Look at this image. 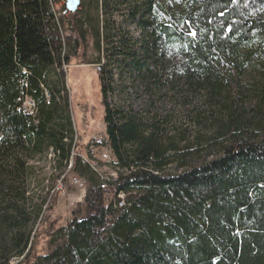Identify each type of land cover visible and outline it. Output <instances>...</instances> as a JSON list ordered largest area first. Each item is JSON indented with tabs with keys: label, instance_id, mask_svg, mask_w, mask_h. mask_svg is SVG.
<instances>
[{
	"label": "trees",
	"instance_id": "trees-1",
	"mask_svg": "<svg viewBox=\"0 0 264 264\" xmlns=\"http://www.w3.org/2000/svg\"><path fill=\"white\" fill-rule=\"evenodd\" d=\"M168 1L82 0L76 14L57 17L54 5L64 10V2L0 0L3 264L22 257L30 262L32 256V264H264V142L252 131L264 126V89L249 96L240 89L243 72L264 52V0H180L175 10ZM88 39L101 68L111 151L129 171L120 173L116 186L131 195L124 209L108 204L98 175L76 157L73 172L92 185L85 218L71 221L67 240L48 255H32L30 227L50 197L29 212L32 199L13 180L26 175V165L9 172L7 162L50 146L49 163L57 171L58 164L64 168L61 175L69 167L74 125L64 66L72 56L85 60ZM176 50L185 55L187 79L204 92L208 105L205 113L194 112L192 130L175 132L168 118L111 105L116 71L159 88ZM27 98L36 103V115L23 110ZM211 143L219 154L198 161L195 148ZM173 163L182 172L170 173ZM57 200L58 194L53 205Z\"/></svg>",
	"mask_w": 264,
	"mask_h": 264
},
{
	"label": "rangeland",
	"instance_id": "rangeland-1",
	"mask_svg": "<svg viewBox=\"0 0 264 264\" xmlns=\"http://www.w3.org/2000/svg\"><path fill=\"white\" fill-rule=\"evenodd\" d=\"M168 2L170 10L181 7L180 0H170ZM130 29L134 31L135 27L132 26ZM69 35L74 36L71 32H69ZM259 40H264V34L259 37ZM87 41L90 46L85 60L79 63L75 57H71V65H68L66 71V90L68 91L66 93H68V98L70 99V116L74 125L73 145L76 144L77 147L74 157L82 159L90 156V159H97L100 152L97 147L98 140L102 137V134L107 133V126L102 88L98 75L100 71H98V68L96 69V66H98L96 62L98 55L89 39ZM261 48H264V44L259 46V49ZM168 58L171 63H168L169 69L164 70L163 81L159 88L154 87L152 83L145 84L146 82L144 83L142 79H136L127 71L124 74H121L123 73L122 71H116L113 83L114 91L109 94L110 103L113 106L123 108L127 112L131 111L147 118H168L170 127L175 132L177 129L181 131L184 129L192 130L195 127L193 123L194 112L197 109L204 113L208 110L205 94L203 91L192 87L188 81L185 74L187 59L184 54L176 50L172 51ZM91 61L94 64H89ZM59 89L63 91L64 88L62 86ZM240 89L247 96L254 95L256 89H264V52H262L259 60H255L243 72L240 79ZM59 120L60 115L56 117L55 123L49 127V131H54V127L58 125L57 122ZM208 130L205 131L207 132ZM252 131L256 137L255 139L264 142V126L260 130L253 129ZM49 147H43V151L36 155H31L32 153H27L28 151L21 152L17 159L7 162L9 172L13 167L18 166V163L26 165L28 170L26 175L20 176L18 174V176L13 177V180L17 188L28 191L32 200L31 206L27 205L26 209L31 213H34L37 210V206L43 205V201L51 196L52 190L57 186L58 178L65 173L61 175L64 168L61 169L59 164L57 171L54 169L55 163H49L47 157ZM195 151L201 155L200 157L198 156V161H210L219 154L220 149L217 144L211 143L199 144ZM180 166L179 163H173L169 166L168 171L170 173H180L182 172ZM101 169L104 172L107 170V173L113 172L103 165H101ZM81 178L86 181L82 180L83 183L88 184V190H90L92 185L89 180L84 177ZM75 179L73 178L70 183L67 181L64 191H59L57 206L53 205L52 201L49 204L50 208H47V210L44 208L36 223L31 225L30 230L33 237L32 255H48L52 250V246L67 240L64 234L68 224L74 219L82 220L85 218V199L81 197V192L86 185L84 187L77 185L74 182ZM96 180L98 181L99 179L96 178ZM105 201H107L106 196ZM32 205L35 207H32ZM51 205L54 206V209ZM61 228H64L62 232L55 234ZM5 236L6 233L3 232L0 238V245L5 240L3 238ZM8 250L9 247L7 248ZM2 256L3 254H0V257ZM33 260L35 259L32 256L30 262L28 259H24L19 264H32ZM3 263L4 260L0 261V264ZM17 263L18 261H14L13 264Z\"/></svg>",
	"mask_w": 264,
	"mask_h": 264
},
{
	"label": "built area",
	"instance_id": "built-area-1",
	"mask_svg": "<svg viewBox=\"0 0 264 264\" xmlns=\"http://www.w3.org/2000/svg\"><path fill=\"white\" fill-rule=\"evenodd\" d=\"M57 6L58 5H54V12L57 15V17H59V16L60 17H67L70 14V12L67 10L66 6H65L64 10H62L61 6H58V7ZM67 67H68V65H65L64 70L67 71ZM98 67H99V64H98V66H96V69ZM44 94H45L46 104L49 105V100L46 96L45 91H44ZM22 108L25 112L29 113L30 115H36L37 114L36 103L30 98H27L24 101ZM97 147L100 149L98 158L97 159H90V157L89 158L83 157L82 158L83 162L86 163L87 165H89L91 167V169L98 175L99 180H100V187H101L102 191L105 192L104 196L107 197L106 202L108 204L114 203L115 207L118 209H124L127 206V201H128V198L131 194L128 192L119 190L117 188L116 184L118 182H120V179H121L120 173L127 175V174H129V171L127 169L122 170L121 167L118 164H116L115 158H114L112 151H111V144H110L109 136L107 133L102 134V137H100V139L98 140V146ZM76 149H77V147L75 144V145H73V161H70L69 167H65V174L63 175V177L58 178L57 186H56V188H54L52 190V194L44 206L45 210H47L49 204L52 202L54 195L58 194L59 191H64L67 181H69V183H70L73 178H76L74 182L77 185H81V187H84L86 185L85 189L82 190V192H84V199L86 198V195L88 192V186H87L88 184L83 183L82 180L84 182H86V181L84 179H82L79 175H77L73 172L74 159H75L74 156H75V150ZM101 165H103L107 169L112 170L113 172L107 173V170H106V172L102 171ZM44 208H43V211H44ZM21 260L23 261L24 257L13 259L11 264H13L14 261H18L17 264H19V263H21Z\"/></svg>",
	"mask_w": 264,
	"mask_h": 264
},
{
	"label": "water",
	"instance_id": "water-1",
	"mask_svg": "<svg viewBox=\"0 0 264 264\" xmlns=\"http://www.w3.org/2000/svg\"><path fill=\"white\" fill-rule=\"evenodd\" d=\"M56 1L64 2L67 10L72 14H76L80 10L82 4V0H56Z\"/></svg>",
	"mask_w": 264,
	"mask_h": 264
},
{
	"label": "bare ground",
	"instance_id": "bare-ground-1",
	"mask_svg": "<svg viewBox=\"0 0 264 264\" xmlns=\"http://www.w3.org/2000/svg\"><path fill=\"white\" fill-rule=\"evenodd\" d=\"M100 69H101V68L98 67V71H100ZM48 92H49V91H48ZM50 98H51V97H50ZM53 156H54V154L52 153L51 156H50V160L53 159ZM55 158H56V157H55ZM72 161H73V151H72ZM52 168H53V167H52ZM55 168H56V167H55ZM55 168H54V169H55ZM64 174H65V173H64ZM64 174H63V175H64ZM63 175H62L61 177H63ZM100 189H101V187H100ZM101 190H102V189H101ZM81 197L84 199V192L81 193Z\"/></svg>",
	"mask_w": 264,
	"mask_h": 264
},
{
	"label": "snow or ice",
	"instance_id": "snow-or-ice-1",
	"mask_svg": "<svg viewBox=\"0 0 264 264\" xmlns=\"http://www.w3.org/2000/svg\"><path fill=\"white\" fill-rule=\"evenodd\" d=\"M193 35H195V33H193Z\"/></svg>",
	"mask_w": 264,
	"mask_h": 264
}]
</instances>
